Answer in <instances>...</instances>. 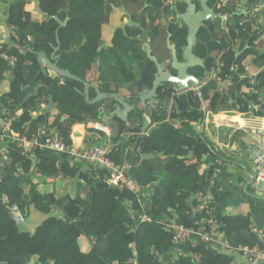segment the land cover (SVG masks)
<instances>
[{
    "label": "trees",
    "instance_id": "obj_1",
    "mask_svg": "<svg viewBox=\"0 0 264 264\" xmlns=\"http://www.w3.org/2000/svg\"><path fill=\"white\" fill-rule=\"evenodd\" d=\"M36 1L0 0V15L5 13L1 20L15 33L0 50V84L9 81L7 91L2 92V84L0 87V120L15 116L12 131L31 137L37 128H49L53 118L67 146L73 145L75 124L91 120L113 123L112 142L117 147L110 157L116 164L132 163L128 177L138 189L149 186L147 213L154 221L141 219L137 193L106 183L107 169L74 162L68 151L38 148L33 155H23L22 148L7 137L0 141V148L6 145L9 150L5 158L0 157V264H233L232 255L211 248L219 243L204 241L198 234L182 245V254L172 258L176 248L172 234L165 230L172 222L196 232H211L215 227L217 239L227 243V250L259 244L255 230L264 233V192L258 194L252 186L256 171L239 163L238 170L250 171L253 179L237 175L232 169L236 159L227 156L203 125L208 112L264 118V41L252 32V19L239 12L261 0H228L220 8L216 3L215 11L226 19L216 17L199 27L193 53L207 59L206 70L194 69L200 92L176 95L183 113L174 106L171 119L179 117L180 127L158 110L145 115L142 110L133 111L127 121L115 110L117 97L138 100L135 87L128 86L140 81L139 70L144 85L153 84L151 68L155 70V65L144 49V29L160 63L172 57L168 36L177 58H185L188 28L176 20L177 13L188 10L184 0H57L53 11L46 10L49 0H41L46 19L34 12ZM195 2L200 7V0ZM64 13L69 20L59 27L50 15L63 20ZM89 13L101 20L104 32L102 45L93 52L87 51L84 29ZM128 15L141 27L123 26ZM111 27L115 30L109 34ZM112 35L116 44L106 46L103 40ZM56 47L58 67L81 81L42 72L35 52L44 51L51 58ZM72 47L80 49L67 53ZM2 53L17 56L15 64L10 66ZM97 62L100 68L89 89L90 100L98 94L106 97L92 103L86 100L84 83L89 81L90 65ZM213 68L216 75L210 77ZM50 96L55 107L45 114L40 103H47ZM145 119L149 125L143 133ZM128 139L139 155L136 163L134 154L123 155V143ZM145 154L151 158L144 159ZM65 178L77 182L74 195L64 191L68 187L57 192L58 183L62 185ZM209 189L213 201L200 209L195 195ZM11 204L19 206L25 222L35 212L45 216L35 228H24V223L11 217ZM83 238L90 245L83 244Z\"/></svg>",
    "mask_w": 264,
    "mask_h": 264
},
{
    "label": "built area",
    "instance_id": "obj_2",
    "mask_svg": "<svg viewBox=\"0 0 264 264\" xmlns=\"http://www.w3.org/2000/svg\"><path fill=\"white\" fill-rule=\"evenodd\" d=\"M228 1V0H224ZM243 11V12H242ZM239 12L248 15L252 19V32L256 33L261 39L264 41V0L257 3L253 7H249L247 9H240ZM2 44L0 50L2 49ZM1 57L9 63L10 66H13L16 62L17 56H9L6 53H2ZM256 73L253 74V76ZM210 77L216 75L215 69L213 68L210 72ZM257 93L258 91H253ZM260 92V91H259ZM264 96V91L262 92ZM261 100H264V97H261ZM47 104L42 103L41 108L47 109ZM168 112L167 119H169L170 109L166 110ZM15 116H12L4 121L0 120V141H5L8 138H12L13 141L17 143L19 147L22 148L23 155H33L35 150L38 148H44L49 150H54L58 152L68 151L70 155L76 159L81 161H85L91 164H96L100 167H106L108 171H110L111 177L108 179V184L110 186L116 187H127L131 189L133 192L137 193L138 200L141 205V219L144 221L152 222L154 221L153 217L147 213V201L146 198V190L148 192L149 186H147L144 190L138 189L136 187V183L128 177L130 166L126 163L116 164L109 155L112 153V149L104 146H94L92 148H77L70 147L65 145L63 140L59 137L57 132L49 133L48 129L39 128L37 133H34L31 137L27 135H22L20 133L13 132L11 129L12 122L14 121ZM87 127L93 129L95 131L104 133L107 138L111 139L114 130L111 125H108L104 122H99L95 120H91L87 123ZM178 127V126H175ZM11 133V134H9ZM123 136V134H122ZM253 138L250 141V149L253 155V160L256 165V172L254 174L253 187L258 194L264 192V142H263V132L262 129L254 128ZM114 149H116V145L111 142ZM9 153L8 148L2 146L0 148V157L5 158ZM199 203L200 209H206L210 206L213 201V193L212 190L209 189L206 193L203 191L198 192L195 195ZM10 215L17 223L24 222V216L17 204L9 205ZM159 223H163V221H159ZM165 229L172 233V243L176 248L174 253H171V257L174 258V255H179L183 253L182 245L190 240L193 235H200L204 241H216L222 242V240L218 236V231L214 227L211 229V232L203 231L196 232L193 229L187 228L185 225L179 222H172L165 225ZM264 236V235H263ZM226 245V242H222ZM240 251L244 253L246 256V264H263L264 263V237L263 243L261 245L255 247L243 246L239 248Z\"/></svg>",
    "mask_w": 264,
    "mask_h": 264
},
{
    "label": "crops",
    "instance_id": "obj_3",
    "mask_svg": "<svg viewBox=\"0 0 264 264\" xmlns=\"http://www.w3.org/2000/svg\"><path fill=\"white\" fill-rule=\"evenodd\" d=\"M56 1L57 0H49L47 5H46V10L53 11ZM114 5H115V7H119L118 2H116V1L114 2ZM3 15H0V47H1V44L7 43L6 35L9 32H14L13 31L14 28L12 26H8L2 22L1 17ZM64 18H65V13L63 14V20H65L67 18V17L65 19ZM125 21H126V19H125ZM84 29H85L86 33L88 34L87 43L89 44V46H87V51L88 52L96 51L101 45V40L104 38L103 25L101 23V20L99 18H97L96 16L89 13L86 16ZM114 30H115V28H112V27L109 28V34H112L114 32ZM142 33H143V31H142ZM111 37L112 36H110V38ZM169 38L170 37L168 36L167 43H168ZM144 48H145V46H144ZM28 51H30L29 48H28ZM99 67H100L99 62H97L95 65L94 64L90 65V67L88 69L89 81H87V82L91 83L92 81H94V84H95V81H96V78L98 75V68ZM50 72H53V71H50ZM253 74L254 73L252 72L251 75H253ZM0 87H1V84H0ZM7 90H4V91H7ZM114 96L117 97V95H114ZM43 98L46 99V97H43ZM117 98H119V97H117ZM49 99H50V97H49ZM42 103H45V102H41L40 107H41ZM46 104L48 106L49 101H47ZM43 110H45V109H43ZM177 110H178V113H183V110H181V108L178 105H177ZM172 111L173 110H171L169 113V119H167L168 112L166 110H164L163 113H166V119L168 121L171 120V122L174 126L180 127L179 117L171 119ZM255 121H260L262 123L261 126L254 125ZM50 123L51 124H50L49 128H45V129H48L49 133L57 132V130L55 129V123H54L53 118L51 119ZM106 124L111 125V127L113 128L114 133H115L114 125L109 124V123H106ZM77 125L78 126L75 125L72 129L71 136H72V140H73V145L70 147L92 148L94 146H104V147L111 148L112 153L115 152V149L111 143L112 138L109 139L106 137V135L104 133H101V132H98V131H95L92 129L86 133L87 135H85V131H84L85 130L84 129L85 124H77ZM203 127L205 130V133L214 142H216L218 145H220V147L224 150V152L227 154V156L236 159L235 160L237 162L235 164L236 166L233 165L232 169L234 171H237L236 172L237 175L242 174L248 181L253 179V173H251L250 171L244 172L241 168L238 170V165H239V163L240 164H246V165L250 166V168L253 171H256V165L254 163L253 155H252L251 149H250V141L252 139V134H253L254 128L259 127L260 129H262V131L264 133V118L256 117L253 114L252 115H245V114L238 113V112H220L218 114H213V115L210 114V112H208L207 118L204 121ZM39 128H43V127L41 126ZM39 128H37L35 133H37ZM144 132L145 131H143V133ZM59 137H60V135H59ZM249 137H251L250 140H249ZM114 144L116 145L117 142H115ZM134 151L135 150L132 148V145L130 144V142L128 140L124 141V143H123V155L124 156L128 155V157L129 156L133 157V154H134V156L136 158V161H135V163H136L139 160V155L137 153H135ZM70 157L74 162H84L90 166H95L96 168L107 169L106 167H100L96 164H91V163H88L85 161H81L79 159L72 157L71 155H70ZM109 157H110V155H109ZM129 160H130V158H129ZM124 163L128 164L130 166V169H131V167H132L131 162L126 161ZM130 169H129V172H130ZM110 177H111V175L109 172V175L106 176V183H108V179ZM62 184H63V187L59 190V193H62L66 187H68V190L65 189L64 191H68L69 193H72L73 195L77 192V182L75 180L65 178L63 180ZM144 189H142V190H144ZM147 193L148 192L146 190V195H147ZM147 198H148V196H147ZM147 198H146V201H147ZM244 206H245L246 212L248 213L249 208L247 209V205H244ZM168 232H170V231H168ZM83 240H84L83 244L90 245V243L87 239L83 238ZM217 243H219V247L218 246L211 247L214 251H217V252L224 251V252L232 255L234 257L233 258V261H234L233 264H246V258L242 253H240L239 251H235L234 249L227 250V247L225 244H223L222 242H217ZM241 247H243V246L238 247V249ZM84 248H87V246H84Z\"/></svg>",
    "mask_w": 264,
    "mask_h": 264
},
{
    "label": "water",
    "instance_id": "obj_4",
    "mask_svg": "<svg viewBox=\"0 0 264 264\" xmlns=\"http://www.w3.org/2000/svg\"><path fill=\"white\" fill-rule=\"evenodd\" d=\"M184 1L188 4V12L181 14L183 21L186 23V25L188 27V37H187V45L185 48V61L184 62L178 61V58L176 55L175 45L170 44V40L168 39V45L172 51V63L171 64H173V66L178 70L177 76H171L168 73L163 72L164 67L158 61V58L155 55H153L151 45H150V43L147 39V36H146V30H143L141 39H142V42L145 46L147 56L151 61H153L157 65L160 75L157 76V78L155 79L154 87H153L152 91H149L148 95H146V96H143L145 91H141V90H143V87H144L142 78L138 83L133 84V85H136L138 92L141 93V97L138 100L139 104L141 103L142 100H144V101L148 100L147 101L148 105H153V107H156L157 103H159V100L155 99L157 97L156 89H157V87L161 81H170V82L174 83L175 84L174 90L176 92H179V93L189 90V88H190L189 86L191 84H192L193 88H195V90H197V92H200V87H201L200 79H198L195 76L189 75L188 69L190 67H194L197 65L202 66L203 64H205V61H203L200 58L197 59L193 56V47L195 45V41H196L197 33H198V25L197 24L201 23L205 20H208L211 16H214V14H213L212 8H210L207 4L208 0H201L203 13H197L196 6L194 4H192L191 0H184ZM34 12L41 15L43 19L47 18L46 13L42 8L41 0H37L35 2ZM50 18L56 19V21L59 24V27L64 26L68 22V19H69V17H67L65 20H62L56 15H50ZM219 18L221 20H223L224 16L219 15ZM127 23L130 25L136 26V27L141 26L140 23L133 21L131 19V16H129V21ZM75 49H76L75 47H72L67 53L70 54ZM79 49L80 48L78 47L76 50H79ZM29 50L31 51V46H29ZM58 50H59V48L56 47L55 53L52 55L51 58H49L44 51H40V52L33 51L37 55V61L41 67L42 72L44 74H46L50 71H53L61 77H66V78H71V79H74L77 81H81V79L79 77L72 74L68 69L59 68L57 65V62L53 61L55 59L54 55L56 54V52ZM93 85H94V81H92L91 83H89V82L84 83L85 97H86V100H88V101L90 100L89 89ZM36 93H37V90L34 94H36ZM114 95H117V94H114ZM105 97H106V94H98V96L95 99L90 100V102L96 103ZM117 101L120 102V104L123 106V108H121V106H118L116 108L115 112H116L117 116L119 118H121L122 120L123 119L127 120V116L129 114V112L132 110V107L127 102H125L121 97L117 98ZM167 102H169V98H167ZM53 107H55V103H54L53 97L50 96L49 105L45 111V114L49 113L51 111V108H53ZM153 107H149L150 108L149 110H152ZM148 123H149L148 119H145L143 131H146V129L148 128V125H149ZM263 142H264V135H263ZM142 157L144 159L151 158L150 155H146V154L143 155ZM256 235L258 237L259 242H261V237H260L259 231H256Z\"/></svg>",
    "mask_w": 264,
    "mask_h": 264
},
{
    "label": "flooded vegetation",
    "instance_id": "obj_5",
    "mask_svg": "<svg viewBox=\"0 0 264 264\" xmlns=\"http://www.w3.org/2000/svg\"><path fill=\"white\" fill-rule=\"evenodd\" d=\"M209 1L210 0H208V2H207V4L209 3ZM191 2H192V4H194L195 6H196V9H197V13H203V8H202V5H201V0H200V7H198L197 6V3L195 2V0H191ZM224 2V0H212V2L211 3H209V7L210 8H212V10H213V14H214V16H211L208 20H205V21H203V22H201V23H198L197 25H198V30H199V27L202 25V24H204L206 21H209L210 19H213V20H215L216 19V17H218L219 18V15H221L220 13H217L216 11H215V9H214V6H215V4L216 3H218L217 4V8H220L219 6L222 4ZM186 3V2H185ZM221 3V4H220ZM187 4V3H186ZM211 4V5H210ZM188 5V4H187ZM187 12H188V10H187ZM186 11L185 12H182V13H177L176 14V20H177V22H180V21H182L185 25H186V23L183 21V18L181 17V14H183V13H187ZM129 16H131V15H128L125 19H126V21L123 23V26H126V25H130V24H128L127 22L129 21ZM224 16V19L222 20V21H224L225 19H226V15H223ZM131 19H132V17H131ZM139 23V22H138ZM131 26H133V25H131ZM134 27H136V26H134ZM141 27V26H140ZM186 27H187V25H186ZM188 28V27H187ZM145 30V29H144ZM182 32H183V29H180ZM176 32V31H175ZM114 35V34H113ZM113 35H112V37L106 42V46H113V45H115L116 43L112 40V38H113ZM141 38H142V35H141ZM168 44V43H167ZM205 46H208V43L207 42H205ZM168 47H169V45H168ZM145 49V48H144ZM170 49V48H169ZM170 51H171V49H170ZM171 55H172V51H171ZM193 56L195 57V58H197V59H202L203 61H205V64H203L202 66H200V65H197V66H194V67H190L189 69H188V74L189 75H191V76H195V77H197L198 79H199V77L197 76L198 74L197 73H195L194 72V69L195 68H197V67H202V68H204L205 70H206V63H207V59L206 58H203V57H200V56H196L194 53H193ZM208 56H209V54H208ZM207 56V57H208ZM209 59V58H208ZM178 61L179 62H184L185 61V58L184 59H178ZM153 62V61H152ZM154 63V62H153ZM172 63V57H171V59H168L166 62H164V63H161L162 65H163V67H164V70H163V72H166V73H168L169 75H171V76H177L178 75V70L173 66V64H171ZM154 65H155V70H154V68H151V71L153 72V74H154V80H153V84H152V86L151 87H149V86H145L144 85V78H143V75H142V72L139 70L138 71V75L140 74V77L142 78V80H143V85H144V87H143V90H141V91H145L144 92V94H143V96H146V95H148V92L149 91H152V89H153V87H154V81H155V79L157 78V76H159L160 75V73H159V70H158V67H157V65L154 63ZM99 66H100V63H99ZM136 67H137V64L135 65ZM100 68V67H99ZM98 68V69H99ZM141 80V79H140ZM139 82V81H138ZM138 82H135V83H138ZM135 83H133V84H135ZM133 84H131L130 86H128V88H131V87H135V90H136V92H137V97H138V100L140 99V97H141V93L140 92H138V90H137V87H136V85H133ZM174 87H175V84L174 83H172V82H170V81H161L160 82V84L158 85V87H157V89H156V94H157V97L155 98V99H158L159 100V103H157V105H156V107H153V105H148V100H142L141 101V103L139 104L138 103V100L136 99V100H130L129 102L125 99L124 100V98L123 97H121L125 102H127L131 107H132V110L129 112V114H128V116H127V120H128V117L130 116V114H131V112H133V111H136V110H142L143 112H144V115L145 114H149V113H152L153 111H161V112H163L164 110H167V109H170V111L171 110H173L174 109V106H176L177 107V104H176V95H180V94H183V93H185V92H187V91H194V89H193V86H192V84L189 86L190 88H189V90H187V91H184V92H176L175 90H174ZM168 90H173L172 92H171V95L170 96H166L165 98H163L162 100L160 99V96L163 94V93H166ZM167 98H169V102H167ZM117 99V98H116ZM153 99V98H152ZM118 102V101H117ZM155 104V103H154ZM118 106H121V108H123V106L120 104V102H118V105H117V107ZM149 107H153L152 108V110H149L150 108ZM121 119V118H120ZM124 121H127L126 119H123ZM109 124H113V123H109ZM139 124V123H138Z\"/></svg>",
    "mask_w": 264,
    "mask_h": 264
},
{
    "label": "rangeland",
    "instance_id": "obj_6",
    "mask_svg": "<svg viewBox=\"0 0 264 264\" xmlns=\"http://www.w3.org/2000/svg\"><path fill=\"white\" fill-rule=\"evenodd\" d=\"M15 33L14 32H9L7 35H6V41H7V43L10 41V39H11V37H13V35H14ZM109 38H110V36H108V37H105V39L103 40L105 43L109 40ZM253 73H255V72H253ZM8 82L9 81H5L4 83H1L2 84V92H4V90H7L8 89ZM253 117V116H252ZM251 117V118H252ZM254 118V117H253ZM261 122L260 121H255L254 122V125H257V126H261ZM76 126H78L77 124H75ZM86 127V128H85ZM85 127H84V131H85V135H87L86 133L87 132H89V129L90 128H88L87 127V124H85ZM73 129V128H72ZM142 129H143V127H142ZM257 129H260L259 127H257ZM263 132V131H262ZM252 138H253V136H252ZM251 139V137H249V140ZM252 140V139H251ZM63 187V184L62 185H60L59 183H58V187H57V192L59 193V190L61 189ZM44 214L43 213H41V212H35V213H32V215L31 216H29L27 219H26V222H25V220H24V225H23V227L24 226H26V227H33L34 226V228H35V226L40 222V220H42L43 218H44ZM23 223H18V224H23ZM26 227H24V228H26ZM256 231H259V233H260V237H261V242H259V244H257V245H255V246H258V245H261L262 243H263V235H264V233H262L260 230H255V232ZM255 246H253V247H255ZM235 251H239L240 253H242L243 255H244V253L242 252V251H240L239 249H237V250H235ZM245 256V255H244ZM245 258H246V256H245ZM246 263H247V261H246Z\"/></svg>",
    "mask_w": 264,
    "mask_h": 264
},
{
    "label": "clouds",
    "instance_id": "obj_7",
    "mask_svg": "<svg viewBox=\"0 0 264 264\" xmlns=\"http://www.w3.org/2000/svg\"><path fill=\"white\" fill-rule=\"evenodd\" d=\"M66 24H67V23H66ZM101 45H102V44H101ZM200 88H201V87H200ZM193 89H194V91H195V92H197V90H195V88H193ZM263 135H264V133H263ZM129 138H130V137H129ZM128 141L130 142V140H129V139H128Z\"/></svg>",
    "mask_w": 264,
    "mask_h": 264
}]
</instances>
